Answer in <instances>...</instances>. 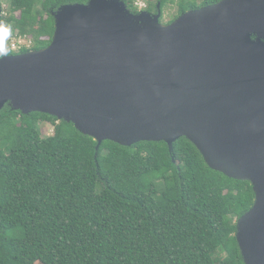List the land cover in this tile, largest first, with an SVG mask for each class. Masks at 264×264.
Returning a JSON list of instances; mask_svg holds the SVG:
<instances>
[{"label": "water", "instance_id": "1", "mask_svg": "<svg viewBox=\"0 0 264 264\" xmlns=\"http://www.w3.org/2000/svg\"><path fill=\"white\" fill-rule=\"evenodd\" d=\"M52 14L48 46L0 56V112L72 122L97 149L165 141L172 151L186 137L210 168L251 182L236 238L245 264H264V0H219L170 23L160 3L136 13L124 0Z\"/></svg>", "mask_w": 264, "mask_h": 264}, {"label": "trees", "instance_id": "2", "mask_svg": "<svg viewBox=\"0 0 264 264\" xmlns=\"http://www.w3.org/2000/svg\"><path fill=\"white\" fill-rule=\"evenodd\" d=\"M1 1L0 56L48 46L52 11L88 0ZM217 1L181 0L169 22ZM174 2L144 10L160 3L162 21ZM21 38L30 45L11 49ZM97 144L72 122L2 109L0 264H245L236 232L255 200L250 181L210 168L186 137L172 151L165 141Z\"/></svg>", "mask_w": 264, "mask_h": 264}, {"label": "rangeland", "instance_id": "3", "mask_svg": "<svg viewBox=\"0 0 264 264\" xmlns=\"http://www.w3.org/2000/svg\"><path fill=\"white\" fill-rule=\"evenodd\" d=\"M153 3L156 2V0H151ZM200 2L201 0H197ZM149 0H136V4L138 7H141L142 10L145 9L147 6ZM181 0H175L173 4H169L165 7L164 16H163V23H170L169 21L174 18V15L178 13L179 6H180ZM3 9L8 8V3L6 1H3ZM172 22V21H171ZM24 44H28L29 42L26 40H22ZM43 128V136H49L52 135L54 132V126L49 122H44L41 124Z\"/></svg>", "mask_w": 264, "mask_h": 264}, {"label": "built area", "instance_id": "4", "mask_svg": "<svg viewBox=\"0 0 264 264\" xmlns=\"http://www.w3.org/2000/svg\"><path fill=\"white\" fill-rule=\"evenodd\" d=\"M140 9L142 10V8L140 7ZM22 40H26V41H28V39H19V41H12V43H11V49H20V47L22 46V45H25L24 43H23V41ZM29 43H30V40L28 41ZM28 43V45H30ZM27 45V44H26Z\"/></svg>", "mask_w": 264, "mask_h": 264}]
</instances>
